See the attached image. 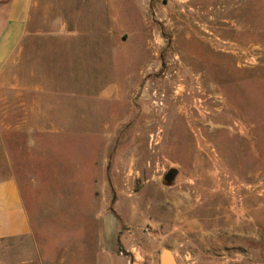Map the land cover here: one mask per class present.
I'll use <instances>...</instances> for the list:
<instances>
[{"label":"rangeland","instance_id":"1","mask_svg":"<svg viewBox=\"0 0 264 264\" xmlns=\"http://www.w3.org/2000/svg\"><path fill=\"white\" fill-rule=\"evenodd\" d=\"M150 6L123 11L138 30L146 13L157 52L144 134L112 135L127 110L114 101L76 102L60 119L73 132L53 141L0 117V180L15 175L32 222L0 240V264H158L164 250L176 264H264V0ZM51 142L46 157L35 146Z\"/></svg>","mask_w":264,"mask_h":264},{"label":"crops","instance_id":"2","mask_svg":"<svg viewBox=\"0 0 264 264\" xmlns=\"http://www.w3.org/2000/svg\"><path fill=\"white\" fill-rule=\"evenodd\" d=\"M141 1L147 13L151 0ZM124 8V0H0V117L19 121L10 128L53 141L73 132L60 119L73 117L76 102L114 101L127 110L112 135L144 134L134 120L147 111L140 91L156 69L157 52L146 13L138 30L123 20ZM135 42L144 55L125 54ZM38 144L45 157L53 152L52 142L51 147ZM184 211L190 225L195 213ZM234 228L230 222V234L237 232ZM31 231L19 182L9 175L0 180V240L27 237Z\"/></svg>","mask_w":264,"mask_h":264},{"label":"water","instance_id":"3","mask_svg":"<svg viewBox=\"0 0 264 264\" xmlns=\"http://www.w3.org/2000/svg\"><path fill=\"white\" fill-rule=\"evenodd\" d=\"M173 177H174V173H169L166 176V181L168 183H171L172 180H173ZM160 264H176L175 260H173V258H172V254H171L170 251L164 250L161 253V256H160Z\"/></svg>","mask_w":264,"mask_h":264},{"label":"built area","instance_id":"4","mask_svg":"<svg viewBox=\"0 0 264 264\" xmlns=\"http://www.w3.org/2000/svg\"><path fill=\"white\" fill-rule=\"evenodd\" d=\"M160 102H161L160 105H163L162 101H160Z\"/></svg>","mask_w":264,"mask_h":264}]
</instances>
